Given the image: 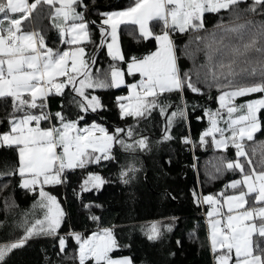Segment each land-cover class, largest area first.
<instances>
[{
  "label": "snow or ice",
  "instance_id": "snow-or-ice-1",
  "mask_svg": "<svg viewBox=\"0 0 264 264\" xmlns=\"http://www.w3.org/2000/svg\"><path fill=\"white\" fill-rule=\"evenodd\" d=\"M246 2L247 0H134V5L124 11L101 14L104 17L100 28L101 46L106 40L104 34L107 33L112 41L107 43L108 53L113 59L124 60L117 45V29L120 24L138 25L142 37H151L158 42L155 52L139 59L132 57L127 65L128 74L140 73L142 79L138 84L129 86L132 89L131 97L137 102L135 106L127 107L121 103L123 115L146 118L154 110H158L166 117L167 133L177 119L187 117V103L182 96L185 88L202 94L197 87L202 73L203 82L207 83L210 78L222 90L230 89L222 91L219 109L215 112L207 110L211 127L201 136V143H206L204 137L211 136L218 149L226 150L229 145L233 146L237 159L228 162L221 157V165L225 170L238 169L243 174L241 180H235L226 186L240 188L238 195L225 198L223 193L220 194L227 204L225 213L221 212L224 204L220 199L213 195L202 198V202L213 206L207 216L212 249L222 253L216 256L217 264H229L233 255L235 264H264V247L261 246L264 244V141L255 139V134L261 130L258 113L264 109V98L243 104L234 103L237 97L264 93V21L246 19L240 22L246 13L256 14L258 8L264 10V0H252L249 7L241 9L240 5ZM41 4L54 9L51 13L53 26L61 37L70 34V38L64 42L74 47L62 52L54 50L46 46L45 38L40 32L22 30L24 22L30 20ZM78 7L81 11H77ZM221 10L229 12V22L218 23L207 37L196 38L197 41H207L204 48L206 62L198 66L194 63L192 69L182 71L180 56L177 55V47L169 29L180 33L189 30L199 32L204 30V14L219 13ZM87 11L84 0H33L32 3L28 0H0V99L12 98L13 108L9 119L10 130L0 133V146H16L19 154L18 167L13 169L5 164L8 171L0 173V180L18 174L21 177L19 187L31 192L38 190L39 195L32 211L24 214V235L15 242L0 244V264H4L5 257L13 249L22 247L32 237L58 234L65 214L57 198L46 192L44 187L63 183L62 177L66 169L82 168L88 163L113 159L110 152L114 143H119L126 150L148 148L146 137L135 140L132 144L119 138L118 134L124 131H127L128 137H132L134 133L131 128L116 129L114 134H108L105 128L97 124L80 129L78 124L83 119L82 116L76 121H66L63 114L58 112L55 117L60 121V127H40L41 121L52 118V114L45 111L44 103L50 94L62 95L63 89L71 86L83 98L77 102L81 111H96L98 107H102L99 98L92 96L89 99L85 89L120 87L124 84L123 70L110 65L102 73L104 78L100 79L99 69L96 74L92 72L95 56L84 59L86 53L82 42H91L89 24L95 23L86 20ZM260 14H264V11ZM154 20L163 23L160 34L154 33L149 27V22ZM106 25L110 26V31L104 27ZM184 49L183 54L195 61V53L188 51V45ZM77 84L79 87H76ZM171 92L181 93L183 107L177 106L175 111L169 113L168 110L173 105L160 97ZM35 109H40L39 114L32 112ZM221 109L226 110L227 119H224ZM33 122L35 126H32ZM220 122L225 127H219ZM93 129H98L103 136H93ZM217 133L219 139L216 138ZM169 139H172L170 135L164 136V140ZM184 142L191 143L187 138ZM249 142L253 145L251 149L247 147ZM58 148L61 149L60 152L57 151ZM258 149L259 171L249 155V151L256 155ZM241 158L244 163H241ZM245 164L248 172H245ZM135 171L137 169L134 165L122 170L123 182L128 183L129 174ZM216 171H221V167H217ZM104 183L101 176L91 174L84 181L82 190H90L89 185L99 188ZM9 187V183H0V204L6 210L18 207L11 193L4 195ZM193 195L196 196V193ZM249 196L253 197L254 205L261 206L245 208L248 203L246 198ZM37 209L43 212L42 218L29 221V215L34 217ZM221 216L224 218L221 219ZM166 228L167 231H172V225L169 224ZM69 235L79 242V264H85L89 259H94L95 264H132L130 257L113 259L110 255L119 247L111 229H103L102 235L94 233L87 239L79 233L70 232ZM161 235L158 222L149 226L148 239L157 240ZM254 235L259 238L255 242ZM65 246L66 240L61 237V253Z\"/></svg>",
  "mask_w": 264,
  "mask_h": 264
},
{
  "label": "trees",
  "instance_id": "trees-1",
  "mask_svg": "<svg viewBox=\"0 0 264 264\" xmlns=\"http://www.w3.org/2000/svg\"><path fill=\"white\" fill-rule=\"evenodd\" d=\"M33 2V0H31ZM252 0L240 5L241 9L247 8ZM88 11L85 18L95 21L89 24L91 42H84L86 48V60L95 56V67L92 72L96 74L100 70V79L103 72L110 65L117 68H125L126 62L113 59L107 52L106 43L110 40L107 33L106 40L101 46L102 33L100 31L104 11L122 9L134 4V0H84ZM81 10V8H79ZM246 13L240 22L246 19L264 21V14ZM54 9L41 4L33 12L29 21L23 24V30L38 31L44 38L47 47L54 50H63L71 46L64 41L58 30L53 26L51 13ZM230 14L221 10L219 13H205L203 17L204 30L199 32L176 31L175 44L177 55L180 56L182 71L192 69L195 65L204 64L205 43L197 41V37H207L218 23H228ZM154 24L159 22L153 21ZM159 26V25H158ZM110 31L109 26H104ZM206 30V31H205ZM121 42L125 53L132 57L142 58L157 49L154 38H144L137 29V25L123 24L120 28ZM188 45V51L195 53V61L185 56L184 46ZM216 47V45H213ZM200 49V50H197ZM129 57V56H128ZM64 79V78H60ZM130 81H135L134 76H129ZM195 81V76H193ZM201 82L197 87L202 94L193 93L185 88L182 96L187 103L186 119H177L169 132H165L166 117L158 110H154L151 116L135 118L122 114L120 104L128 101L127 86L105 87L85 89V94L99 98L102 107L96 111L82 112L77 102L83 98L73 91L72 87L63 89V94H50L44 103L45 111L52 114L48 121H41L40 126L60 127V121L55 113H62L66 121L79 120L78 127L100 125L108 134H114L116 129L133 130L134 135L128 137L127 131L120 132L119 138L132 144L135 140L146 137L148 148L141 150H126L119 143H114L110 155L113 159L101 160L99 163H88L85 167L66 169L63 173V183L46 185L44 190L55 196L63 210L64 221L58 234L38 235L29 239L22 247L13 249L6 257L4 264H79V242L69 235L70 232L79 233L84 239L99 233L101 229L108 228L119 245L110 255L112 258L130 257L132 264H217L216 256L221 251L214 252L208 232V223L202 212L207 215L209 204L202 202L204 196L213 195L217 199H223L220 194L227 196L239 193L241 190L226 187L235 180H241L243 174L238 170L223 169L220 158L231 162L237 159L236 149L229 145L227 149L217 148L212 137H204L206 143H201V136L210 125L207 110L215 112L220 108L218 98L223 90L209 78L208 82ZM251 82V81H241ZM211 84V86H209ZM79 87V84L76 85ZM27 96V94H26ZM125 98L120 100L118 98ZM264 98V93H253L236 102L253 98ZM161 100H167L173 107L168 111H175L181 104V93H164ZM40 101L38 100V103ZM86 103V102H85ZM40 109L32 110L39 114ZM223 111V109H221ZM13 112L12 98L0 99V133L10 130L9 119ZM19 115V114H17ZM261 121V130L255 134L256 141H264V109L258 113ZM165 135L172 139L164 140ZM219 134H216V138ZM185 138L191 143H185ZM251 142L247 147L251 149ZM99 154V153H97ZM257 171L260 170L259 149L256 155L249 151ZM19 154L16 146H0V173L8 171L5 167L15 169L18 167ZM241 163L244 159L241 158ZM134 165L137 171L129 174V182L124 183L121 171ZM221 167L217 172L216 168ZM245 164V172H248ZM91 174L99 175L105 183L99 188L88 187L83 191L84 181ZM215 177V178H213ZM21 177L17 174L0 180V183H9L10 187L4 193H11L15 204L6 210L0 204V244L15 242L24 235L22 221L26 212L32 211V206L39 200L38 190L31 192L19 187ZM196 193V196L193 193ZM249 206H253V197H247ZM43 212L35 210L34 217L28 219H40ZM98 219H93V218ZM208 217V216H207ZM158 222L162 235L157 240L148 239L149 226ZM259 222V221H258ZM172 225V231H167L166 226ZM66 240L63 253L60 252L59 239ZM254 242L259 238L255 235ZM179 241V243H177ZM264 247V244H261ZM229 264H232L233 259ZM85 264H95L94 259L85 261Z\"/></svg>",
  "mask_w": 264,
  "mask_h": 264
},
{
  "label": "crops",
  "instance_id": "crops-1",
  "mask_svg": "<svg viewBox=\"0 0 264 264\" xmlns=\"http://www.w3.org/2000/svg\"><path fill=\"white\" fill-rule=\"evenodd\" d=\"M28 2H29V3H32L31 0H28ZM133 5H134V4L130 5L129 7H131V6H133ZM127 8H128V7H126V8H122V9L111 10V11H104V12H102V13L124 11V10H126ZM77 11H81V10L79 9V7L77 8ZM102 13H101V14H102ZM14 18H18V17H14ZM103 19H104V17H103ZM154 21H156V20H154ZM156 22H159V23L154 24L153 21H150V22H149V27L151 28V30H152L154 33H156V34H160V33L162 32V30H163V23H162L161 21H156ZM129 24H130V23H129ZM122 25H123V24H120L119 27H118V29H117V45H118V47H119L121 53H122L123 56H124V60H119V59H117V60H119V61H123V62H126V66H125V68H119V69H122V70L124 71V84H122L120 87L127 86V89H128V91H127V95H128L129 91L132 90L129 86L132 85V84H136L137 82H139V80H140V78H141V74H140V73H134V74H131V75H130V74H128V72H127V65H128V63L131 62V58H132V56H131V55H128V56H129V57H128L127 54L125 53L124 49H123V45H122V42H121V35H120V28H121ZM158 25H159V26H158ZM107 26H108V25H107ZM109 28H110V26H109ZM137 29H138V31H139V26H138V25H137ZM22 30H23V25H22ZM23 31H27V30H23ZM177 32H179V31H177ZM68 38H70V34L64 36V40H67ZM86 41H87V40L83 41L82 43H84V42H86ZM111 42H112V41H111V38H110V40H109L107 43H111ZM107 43H106V49H107V52H108ZM156 43H157V41H156ZM70 48H71V47L65 48V49L61 50V52H62V51L69 50ZM157 48H158V45H157ZM84 49H85V53H86V48H84ZM114 50H115V49H114ZM156 50H157V49H156ZM156 50H155V51H156ZM155 51H154V52H155ZM108 54H109V53H108ZM85 56H86V55H85ZM110 56H111V55H110ZM111 57H112V56H111ZM112 58H113V57H112ZM84 59L86 60V57H84ZM69 64H71V61H69ZM129 76H134V77H135V81H130V80H129ZM126 98H127V96H126ZM237 98H241V97H237ZM237 98H236L235 101H234L235 104H243V103H246L247 101H250V100L260 99V98L255 97V98H253V99L246 100V101H239V103H237L236 101H237V100H240V99H237ZM218 103H219V106H220L219 98H218ZM123 104H124V105H126V104L130 105V104L128 103V101H126V102L123 103ZM222 112L224 113V119H227L226 110L223 109ZM223 124H224V123H223ZM32 126H35V122H33V125H32ZM40 127H41V128H48V127H42V126H40ZM85 127H90V126H84V127H81L80 129H83V128H85ZM97 130H98V129H97ZM207 130H208V129H207ZM207 130H206V131H207ZM206 131H205V132H206ZM95 132L101 133V132H99V130H98V131H95ZM57 151L60 152L61 149L58 148ZM230 195H238V193L229 194V195H227V196H230ZM227 196H225V198H226ZM246 199H247L248 203L245 205V208L251 207V206H249V200H248V198H246ZM222 204H224V206H223V208L221 209V212H222V213H225V212L227 211V204L224 203V199H222ZM212 207H213V206L209 205V208H208L207 213H208L209 211L212 210ZM220 218L223 219L224 217L221 216ZM257 223H259V222L257 221ZM208 232H209V236H210V226H209V222H208ZM254 236H255V235H254ZM254 236H253V240H254V238H255ZM211 246H212V245H211ZM232 259H233L232 264H235V256H234V255H233ZM230 262H231V261H230ZM230 262H229V263H230Z\"/></svg>",
  "mask_w": 264,
  "mask_h": 264
},
{
  "label": "rangeland",
  "instance_id": "rangeland-1",
  "mask_svg": "<svg viewBox=\"0 0 264 264\" xmlns=\"http://www.w3.org/2000/svg\"><path fill=\"white\" fill-rule=\"evenodd\" d=\"M157 45H158V42H157ZM122 70V69H121ZM142 79V77L140 78V80ZM140 80H139V82H140ZM139 82H137L136 84H138ZM131 93H132V90H130L129 91V93H128V95H127V99H128V103L130 104V105H128V104H126L125 106L127 107V106H135V104H136V100H135V98L134 97H131ZM169 113H171L172 111H168ZM218 126L219 127H221V128H223V127H225V124H223V122H220L219 124H218ZM211 127V124L208 126V129ZM95 131H98L97 129H93V132H92V135L93 136H96V137H102L103 136V133H98V132H95ZM226 135H230V133H226ZM220 138V136L219 137H217V139H219ZM89 151H91V149H89ZM253 206H261V205H253ZM104 229H108V228H104ZM96 234H98V235H102L103 234V229H101L100 231H99V233H96ZM93 235V234H92ZM120 258H124V257H120ZM113 259H119V258H113Z\"/></svg>",
  "mask_w": 264,
  "mask_h": 264
},
{
  "label": "built area",
  "instance_id": "built-area-1",
  "mask_svg": "<svg viewBox=\"0 0 264 264\" xmlns=\"http://www.w3.org/2000/svg\"><path fill=\"white\" fill-rule=\"evenodd\" d=\"M169 34L171 35L173 41L175 42V34H176V31H172V29H169ZM220 200H221V203H222V199H220ZM202 214L204 215L205 223H208L209 218L207 217L206 213L203 211Z\"/></svg>",
  "mask_w": 264,
  "mask_h": 264
}]
</instances>
